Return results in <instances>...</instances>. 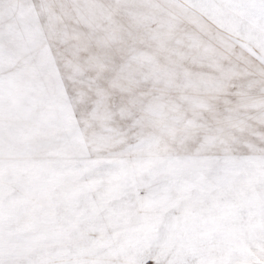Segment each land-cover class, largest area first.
Segmentation results:
<instances>
[{
  "label": "snow or ice",
  "instance_id": "obj_1",
  "mask_svg": "<svg viewBox=\"0 0 264 264\" xmlns=\"http://www.w3.org/2000/svg\"><path fill=\"white\" fill-rule=\"evenodd\" d=\"M0 264H264V0H0Z\"/></svg>",
  "mask_w": 264,
  "mask_h": 264
}]
</instances>
